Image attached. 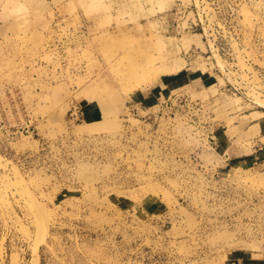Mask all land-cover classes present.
I'll use <instances>...</instances> for the list:
<instances>
[{
	"label": "rangeland",
	"instance_id": "374dc122",
	"mask_svg": "<svg viewBox=\"0 0 264 264\" xmlns=\"http://www.w3.org/2000/svg\"><path fill=\"white\" fill-rule=\"evenodd\" d=\"M260 100L264 0H0V264H264Z\"/></svg>",
	"mask_w": 264,
	"mask_h": 264
},
{
	"label": "crops",
	"instance_id": "0c3cea01",
	"mask_svg": "<svg viewBox=\"0 0 264 264\" xmlns=\"http://www.w3.org/2000/svg\"><path fill=\"white\" fill-rule=\"evenodd\" d=\"M193 54L196 53L193 52ZM189 57H191V53H188ZM136 104L138 103L136 102ZM245 116L249 117L247 125L243 127V132L248 134V137L245 138V143L241 144L238 142L237 136L239 132H237L227 138L223 151L230 160H250L255 163L257 160L264 158V111L252 110ZM236 126L238 125L236 124ZM237 131H239V128H237ZM248 142L250 145H247Z\"/></svg>",
	"mask_w": 264,
	"mask_h": 264
},
{
	"label": "bare ground",
	"instance_id": "6f19581e",
	"mask_svg": "<svg viewBox=\"0 0 264 264\" xmlns=\"http://www.w3.org/2000/svg\"><path fill=\"white\" fill-rule=\"evenodd\" d=\"M261 102V103H260ZM264 102V101H263ZM257 104H259V106H261V107H263V109H264V103H262V101L260 100ZM19 180V179H18ZM20 181V180H19ZM21 182V181H20ZM20 182H18L19 183V185H20ZM13 185V184H12ZM23 185H25V184H23ZM15 186V185H14ZM23 188V187H22ZM21 188V189H22ZM25 188H27L26 186L23 188V189H25ZM20 189V190H21ZM18 191V190H17ZM24 191V190H23ZM22 191V192H23ZM24 192H26V191H24ZM23 192V194L25 195L26 193H24ZM30 192V191H29ZM20 193V192H19ZM27 194H28V192H27ZM27 194H26V196H27ZM22 195V194H21ZM20 195V196H21ZM23 196V195H22ZM30 196H32L31 198H30V201L32 202V206L34 205V211L36 210H38V212H40L43 216H44V214H45V216L47 215L46 213H45V209H43L44 207H42L43 205L42 204H40L34 197H33V195H31L30 194ZM29 196V197H30ZM24 199V198H23ZM26 200V199H25ZM28 200V199H27ZM25 202V201H24ZM30 203V202H29ZM29 205V204H28ZM31 207V206H30ZM29 209V208H28ZM32 210V209H31ZM33 212V211H32ZM43 212H44V214H43ZM35 213H37V212H35ZM40 213H39V215H40ZM35 216H37V215H35ZM38 218V217H37ZM36 249V248H35ZM34 253H36V251L34 252ZM34 257V256H33ZM32 263L33 264H38V259H37V256H36V254H35V257H34V261H32Z\"/></svg>",
	"mask_w": 264,
	"mask_h": 264
}]
</instances>
